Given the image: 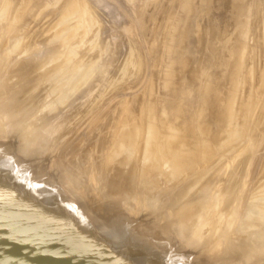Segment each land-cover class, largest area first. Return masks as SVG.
I'll return each mask as SVG.
<instances>
[{"label":"rangeland","instance_id":"rangeland-1","mask_svg":"<svg viewBox=\"0 0 264 264\" xmlns=\"http://www.w3.org/2000/svg\"><path fill=\"white\" fill-rule=\"evenodd\" d=\"M64 1L0 0V10L6 5L11 10L12 17L17 8L23 9V19L20 17L12 24L11 19L7 22L4 14L0 17V132L4 136L11 135L14 138L13 157L28 164H39L41 173L51 172L56 183L68 189L70 197H74L76 190L91 189L90 206L99 209L100 204L104 207L122 206L124 217L161 226L163 220L171 218L169 229L175 234L176 243L179 244H184L193 236H200L205 230L211 229V223H216V230H210V240H215L213 248H221L216 257H223L228 246L237 248L239 241L248 243L246 234L255 239L256 234L253 231L257 230L242 228L241 221L250 196L262 194L264 191V135L253 133L255 136L250 138L247 134L240 133L232 140L230 149L224 152L214 148V155L207 161V165L194 164L179 180L167 183L162 175L159 181V174L158 186L151 191L138 182L135 157L126 161L122 160L125 156L123 153L115 155L111 160L104 161V157L111 149L114 138L129 126L130 122L123 121L125 108L131 112L138 110L137 114H129L138 116L132 122L135 123L138 119L139 124L143 108L146 107V103L140 100H146L150 94L152 97L153 93L155 95L153 94L152 98L165 96L164 92L167 91H163V81L161 83L157 79L163 80L170 55L179 54L182 50L177 56H186L184 58L187 62L183 65L188 67L189 75L193 74L195 79L201 70L206 71L207 79H212L211 84L223 79L221 83L215 82L219 83L216 84L218 86L223 85V90L231 82L230 79L222 77L223 64L228 66L232 60L227 42L237 35V31H243L244 36H241V39L245 42V47L242 64L245 63L254 70L259 68L264 59V0H227L228 3H225V0H210L213 4L208 3L209 1L205 4L206 0H190L191 6L195 2L196 9L191 8L185 15L181 14L182 9L177 10L182 8L180 3L182 4L183 0H79L83 1V16L85 15L86 20H82L83 16L79 13L71 14L68 18L67 25L76 28L75 34L69 40L74 49L68 56H63V59L57 55L62 46L59 42L60 47H55L59 39H54L52 32L56 27H61L57 22L63 13L62 7L67 2ZM174 2H178L177 8ZM229 2L230 5H227ZM232 2H242V6L244 5L242 11L247 15L244 25H237V19L234 21L238 14L243 17L245 15L235 9L240 3L235 5ZM202 5L210 6H206L204 10ZM207 7L214 10L209 11ZM234 10L238 13L231 15L236 13L232 12ZM196 11L199 13L195 14ZM222 11L224 13H221ZM175 12L180 13L175 16ZM213 12H216L214 17H210ZM241 15L238 16L242 17ZM208 18L212 20L209 22ZM178 19L189 22L187 24L191 32H188L189 29L183 22V25H180L182 31L186 28L187 36L193 38L188 37L191 39V45L186 44L189 47L186 51L181 43H175L178 47H171L176 46L172 41L174 37L171 42L168 40L170 38H166L169 35L168 25L172 22L176 24ZM232 19L236 23L231 22ZM220 23L222 24L219 25ZM5 24L9 26L8 29H5ZM197 26L199 33L201 32L199 36L195 31ZM203 29L205 31H202ZM202 32L208 38H200L204 36ZM193 35H197L199 41ZM200 39H204L203 42ZM199 44L205 45L204 49H201ZM160 45L165 48L162 49ZM48 46H52V49L47 48ZM166 46L177 48L178 51L175 50L173 55H169V52H165ZM179 46L183 48L179 49ZM190 48L194 50L190 51ZM133 53L137 55L134 57ZM167 55L168 57H165ZM130 59L132 63H129ZM71 60L75 61V64H72ZM134 61H138L137 64ZM67 66L73 70L90 66L91 72L88 76L82 73V76L66 89V78L68 73L73 71L66 69ZM134 67L138 68V71ZM171 69L173 74L172 66ZM31 80L33 82H30ZM223 81L227 85L222 84ZM227 90L226 93L229 92ZM243 90L239 89L238 95L243 97L241 95L249 91L254 97L253 100L256 99L255 95L259 96L264 91L254 89L253 85L248 87L247 91ZM157 92L162 97L156 95ZM223 93L226 96L224 91ZM193 97H188V101L185 99L186 104L196 100V96ZM222 99L223 96L218 100ZM195 100L189 104H196ZM138 102L141 106H138ZM194 107L195 105L192 106L193 109ZM189 108L193 110L191 106ZM242 119L243 117L239 116V120ZM256 124L261 131L264 119ZM140 141L141 135L136 140V154H140ZM186 144L182 146L187 147ZM235 152L238 159L227 164ZM217 170L219 171L216 172ZM202 176L203 179L198 181ZM180 189L184 192L188 189L190 194L187 193L184 200L176 202L180 194L177 198L175 194ZM262 231L264 229H259L258 232ZM240 264H264V257L247 258L241 260Z\"/></svg>","mask_w":264,"mask_h":264},{"label":"bare ground","instance_id":"bare-ground-1","mask_svg":"<svg viewBox=\"0 0 264 264\" xmlns=\"http://www.w3.org/2000/svg\"><path fill=\"white\" fill-rule=\"evenodd\" d=\"M41 1H43V0H41ZM65 1H67V2L62 7L63 13L61 15V18H60L59 22L56 21L58 23V25H60L61 27L58 29L56 27V29H54V31L52 32V33H54V35H53L54 39H59V40H57L58 43L55 42L56 43L55 47H60V45L62 46V49L60 51H57L58 52L57 55L60 58H62L63 56L64 57L68 56L67 54L72 53V51L74 49L72 46H70L72 44H69V40L75 34L76 28H74L73 26L67 25L68 18L70 17L71 14L79 13L83 16V13H84V6L82 4L83 1L82 2L79 0H65ZM191 1L190 0H183L182 4L180 3L182 8L177 9V10L180 11L182 9L183 11H180V12H183L181 14H184V15L186 13L190 12L191 8L195 7V4H194L195 2H193L192 6L190 5ZM215 1L217 2L218 0H215ZM235 1H238V0H235ZM235 1H233V2H235ZM26 2H27V0H26ZM64 2H62V3H64ZM178 2H174L176 8H177L176 5L178 4ZM206 2L212 3V2H210V0L204 1L205 4H206ZM242 2L241 3L237 2V3H240L239 5L237 3H233L235 5H238L236 8L233 6L236 9V11L238 10L239 12H243L242 8L244 7V5L242 6ZM56 3H59V2H56ZM220 3H222V2H220ZM225 3H228V1L225 0ZM232 3H231V9H232V5H233ZM245 3H248V2L245 1ZM202 4H203V2H202ZM200 5H198V6H200ZM214 5H215V3H214ZM223 5L226 7L227 5H230V2L227 5L226 4H223ZM246 5L248 6V4H246ZM202 6H204V5H202ZM206 6H210V5H206ZM206 6H204V10H205ZM215 6H217V5H215ZM60 7H61V5H60ZM85 8L86 9L88 8L87 4L85 5ZM194 9H196V8H194ZM197 9H199V8H197ZM200 9H202V7ZM208 9H210L209 11L214 10L211 8H208ZM226 9H227V11L229 10L228 8H226ZM223 10H225V9L223 8ZM10 11L11 10L8 9L6 5H4L2 7V9L0 10V17H2L1 14H4L7 22L11 19L10 24H12L13 21L14 22L18 21L23 14L22 8H17V10L13 14V17H12V13ZM217 11H219V10H217ZM229 11H231V10H229ZM236 11L234 10L232 12H236ZM244 11H246V9ZM180 12H177V13H180ZM200 12H202V11L200 10ZM204 12H206V11H203V13ZM8 13H9V17L7 19L6 17L8 15ZM89 13H90V10H89ZM177 13L175 12V14H176L175 16H177ZM197 13H199V12L196 11L195 14H197ZM210 13L211 12H209V14ZM214 13H216V12H213V14H212L213 16H210V17H214V15H215ZM221 13H224V12L222 11ZM237 13L238 12H236L235 14L231 13V15H236ZM250 13H247V14H250ZM85 14H86V12H85ZM181 14H180V16H182ZM191 14H193V13H191ZM228 15H229V12H228ZM238 15H241V14H238ZM238 15L236 16L237 18H235V20L232 19L231 22L233 20L236 21V19H237V21L239 20L237 25L239 23L244 25L246 20H247V19H245L247 15H245L244 12H243V15H245L244 17L242 15H241L242 17H239ZM202 16H204V15H202ZM24 17H25V15H24ZM170 17H172V15H170ZM196 17H198V16H196ZM207 17H209V16H207ZM219 17H221V15ZM226 17H227V15H226ZM231 18H233V16ZM21 19H23V17H21ZM204 19H205V21H207L205 17H204ZM208 19H210V20H208L209 22L212 20L211 18H208ZM82 20H84V21L86 20L85 15L83 16ZM170 20H173V19H170ZM176 20H177V18H176ZM176 20H174V21H176ZM221 21H223V19ZM182 22L185 24V27L187 29H189L188 24H187L189 22H185V21H183V19H178V21H176V24H175V22H172L168 25L167 33L169 34L168 36H170V37H168V36L166 37L165 34H164V36L166 38H170V39H168L169 41L171 39L175 38L176 39V40L174 39L175 41L172 40L174 42V44L178 43V45H180V43H181L184 46V50H185L186 48L187 49L189 48L187 45H191V43L189 44V42L193 38H191L190 36H187V33L191 32L190 29L188 30V32H187L186 28H184L185 31H182V27L180 26V25H183ZM218 22H219V20H218ZM227 22H229V21H227ZM201 23H203V22H201ZM212 23H213V21L211 22V24ZM234 23H236V22H234ZM221 24L222 23H220L219 25H221ZM225 24H227V23L225 22ZM193 25H194V23H193ZM194 26H196V25H194ZM200 26L202 27V24ZM210 26H212V25H210ZM8 28H9V26L7 24H5V29H8ZM86 29H88V28H86ZM195 31H196V34L199 36V34L201 32L199 33L200 30H199L198 26L196 27ZM202 31H205V30L203 29ZM208 31H210V30H208ZM197 35H195V36L193 35L196 40H198L196 38V37H198ZM224 35H226V34H224ZM80 36H82V35H80ZM205 36H206V34H204V36H201L200 38H202V37H204L205 39L208 38ZM241 36H244L243 31H239V33L237 31V35H235L231 39H230L231 36L228 38L230 40H228V42H227V48L232 53V60H230V65H228V66L225 65V63L223 64L222 77H225L226 80L230 79L231 82L223 90H222L223 85L220 84L218 86L216 84H219V83L215 84L216 81H220V80H216L214 83H212L214 85L211 84L212 79L211 80L207 79V77H206L207 72L206 71L201 70L198 74V77L194 79L193 74L189 75L188 67L186 68L185 65H183L184 62H187V59L184 58L186 56H184V55L182 56V54H181V56H177L182 52V50H180L179 54L176 53L175 55H173L174 52H176L178 50H176L177 48L173 49L171 47H178V46L176 44H175L176 46H171V47L166 46L167 50L165 52H169V55L172 53L173 56L170 55L169 59L167 60L169 63V66L166 68L167 71H164L165 73L162 76L163 80H158L161 78L157 79V81H160L161 83L163 81V85H161V86L164 89L163 91H165V90L167 91V92H164L165 96L163 95V97H162V95H160V93L157 92L158 94H156V95H160L162 98H160L159 96H156V98H152V97H154L153 94L155 95V93L151 92V93H153L152 97H150L151 96V94H150L149 98H146V100L145 99L140 100V102L144 101V103H146V105H144L146 107L143 108V111L141 110L142 116L140 117L141 122L139 121V124L137 122L138 119L135 121V123L132 122L133 119L137 118L138 116L133 117L135 115L129 114L131 111H129L127 108H125L126 113H124L125 115L123 114L125 116L123 121L124 120L128 121L131 124L129 123V126L125 130L121 131L119 133V135L114 138L112 145H111V149H109L108 153H106V156L104 157V161L113 159L115 157V155H117L119 153H123L125 155L122 158V160H124V161H126L129 158L135 157L137 160L136 168L138 171V182L140 184H142L146 190L151 191V189L157 188L158 182L160 181L162 175H164L163 180H165L168 183L170 181L179 180V178H181L182 176H185L188 173L189 169L194 164L204 163L205 165H207V161L211 160L212 156L214 155V152H213L214 148H217V151L218 150H222L224 152L227 151V149H230L232 147L231 146L233 144L232 140L236 139V137L239 136L240 133L247 134L248 137H250V138H253L256 134H260L263 136L264 135V127L260 131V130H258L259 128H257L256 123H260L264 119V113H262V110H264V91L262 93H260L259 96L255 95L256 99L253 100L254 97H252V95H251L252 93H249V91H247V88L250 87L251 85H253L254 89L264 90V59L262 61L263 62L262 65L255 70L252 69L251 67H249L245 63L242 64V56H243V52H244L245 42L242 41ZM172 37H174V38H172ZM188 37H190L191 39H188ZM209 39H211V38H209ZM203 40L204 39H202L201 42H203ZM167 41H165V43H167ZM187 41H188V43H187ZM59 42H60V45H59ZM55 43H53V44H55ZM169 43H168V45L170 46L171 44H169ZM192 43H193V41H192ZM205 43L206 42H204V44ZM160 46H161V48L164 47V45H160ZM183 46H181V47L179 46V49L183 48ZM203 46L205 47V45L199 44V47L200 48L202 47L204 49ZM50 47L51 48H49V46H48L47 48H49L51 50L52 46H50ZM191 47H193V46H191ZM194 47H196V45H194ZM199 47H196V48H199ZM53 49H55V48H53ZM190 49H189L190 51L194 50V48L193 49L190 48ZM196 50H195V52H196ZM202 51H204V50H202ZM53 52H55V51H53ZM187 53H188V51H187ZM191 53L192 52H190V54ZM45 54H47V52ZM193 54H195V53H193ZM133 55L135 57L137 54L133 53ZM164 55H166V54H164ZM49 56H51V55H49ZM49 56H47V57H49ZM64 57H63V59H65ZM134 57H133V59H134ZM165 57H168V55ZM74 59L75 58H73V60ZM136 59H137V57H136ZM57 62L58 63L60 62L59 59ZM71 62H72V60H71ZM73 62H75V61H73ZM73 62H72V64H75ZM132 62L133 61L131 60L129 63H132ZM137 62L138 61H134V63H136V64H137ZM36 64H38V63H36ZM59 65H61V64H59ZM68 65H70V63H68ZM80 65L82 66L81 63H80ZM38 66H41V65L38 64ZM61 66H63V63ZM64 66H65V64H64ZM132 66H134V65H132ZM171 66L174 69L173 74H172ZM35 67H36V65H35ZM51 67H53V66L51 65ZM70 67H72V65ZM70 67L67 66L66 69H69ZM54 68L56 69V67H54ZM134 68H136V67H134ZM177 68L179 70H177ZM182 68H185V69H182ZM70 69H72V68H70ZM136 69L138 71V68H136ZM64 70H62V71H64ZM67 71H69V70H67ZM90 72H91L90 66L87 68L79 67L73 71H70L68 73V78H66V82H67L66 83V89L71 87L74 84V82L80 76H82V73H83V75L88 76L90 74ZM62 73H64V72H62ZM62 73H60L61 76H62ZM66 73L67 72H65V74ZM30 76L32 77V75H30ZM30 76L29 77L26 76V77H28L27 79H31ZM50 76H52V75H50ZM57 76H59V75H57ZM213 78H214V76H213ZM32 79H34V78L32 77ZM35 79H36V77H35ZM200 79L201 80L204 79V80L200 81ZM222 80L223 79H221V81ZM152 81H154V80L152 79ZM221 81H220V83H221ZM25 82L27 83V80H25ZM30 82H33V81L31 80ZM64 83H65V81H64ZM224 83H225V81H223L222 84H224ZM161 86H160V88H161ZM243 87H247V88L244 89ZM227 89L229 90L228 93H226V91H225ZM239 89H242V90L244 89L243 91H247L248 92L247 94L242 92L246 96L243 94L242 95L240 94L241 96H243V97H240L238 95V92H237V91H239ZM161 90H162V88H161ZM262 90H260V91H262ZM223 91L226 93V96L223 93ZM193 95L196 96L195 97L196 100L193 99L190 102L195 100L196 104L192 105V103H191V105H190L189 104L190 102H188L186 104L185 99L188 101V97H193ZM222 96H223L222 101L218 100ZM157 97H159V98H157ZM151 98L154 100H152ZM217 101H218V103H217ZM140 102H138L139 103L138 106H141ZM188 104L191 106V109H193L192 106L195 105V107L192 111L190 110V108H189L190 106ZM124 106H125V104H124ZM121 108H123V107L121 106ZM210 109H211V111H210ZM236 109H238V110L236 111ZM134 110H136V109L134 108ZM137 111L138 110H136V112ZM141 111H139V112H141ZM136 112H131V113L137 114ZM239 116L243 117V119L239 120ZM240 121H243V122H240ZM140 124H142V125H140ZM256 128H257V132H255ZM140 135H141V141H140V146H139L140 147V154H136V153H134L135 149H136V145L138 144V142L136 144V140ZM184 142L187 143L186 144L187 147L182 146L185 144ZM219 148H222V149H219ZM232 156H233L232 159L229 160L228 163H227V161H225V160L224 161L227 164H230V161L234 162L236 159H238V155L236 154V152ZM226 160H228V159H226ZM227 164H225V165H227ZM216 169H218V168H216ZM222 170H224V169H222ZM218 171L219 170H217L216 172H218ZM224 171L221 172V174H223ZM159 174H161L160 178L158 177ZM158 178H159V181H158ZM202 179H203V176L197 180L199 181ZM180 191H182V192L179 193ZM180 191H178L175 194V198H177L178 194H180L179 198L176 199L177 200L176 202L184 200L186 198V196L188 194H190V191L188 189L185 192L181 189H180ZM241 227L245 228V229H256L257 230L256 232L253 231L256 234V237L254 239L255 242H253L255 245H252V246L254 247V250H255V256L264 257V231H262V233L258 232L259 229H264V191L262 194H254V195L250 196V200L248 201L247 206H246V213H245V215L241 221Z\"/></svg>","mask_w":264,"mask_h":264},{"label":"water","instance_id":"water-1","mask_svg":"<svg viewBox=\"0 0 264 264\" xmlns=\"http://www.w3.org/2000/svg\"><path fill=\"white\" fill-rule=\"evenodd\" d=\"M15 140L0 132V264H240L255 256V242L213 248L210 230L176 243L163 226L124 217L122 206H90V190L56 183L39 164L14 158Z\"/></svg>","mask_w":264,"mask_h":264}]
</instances>
